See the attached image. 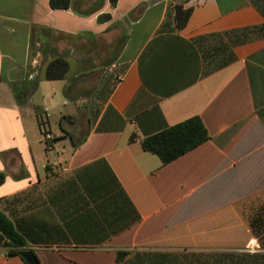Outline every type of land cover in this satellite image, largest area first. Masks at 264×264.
Returning <instances> with one entry per match:
<instances>
[{
	"label": "crops",
	"instance_id": "0c3cea01",
	"mask_svg": "<svg viewBox=\"0 0 264 264\" xmlns=\"http://www.w3.org/2000/svg\"><path fill=\"white\" fill-rule=\"evenodd\" d=\"M193 117L199 146L142 149ZM0 176L40 264H264V0H0Z\"/></svg>",
	"mask_w": 264,
	"mask_h": 264
},
{
	"label": "trees",
	"instance_id": "16d2710c",
	"mask_svg": "<svg viewBox=\"0 0 264 264\" xmlns=\"http://www.w3.org/2000/svg\"><path fill=\"white\" fill-rule=\"evenodd\" d=\"M111 6L116 4V0H109ZM53 9H68L70 0H49ZM174 14L176 27H183L190 14V9L182 5H175ZM205 57H207L205 55ZM67 71V63L62 58L57 57L46 67L45 77L48 80L61 79ZM135 139L131 134L130 141ZM208 139V133L198 117L187 119L179 124L167 126L158 132L148 134L141 140L143 150L155 154L163 164H167L193 148L199 146ZM1 180V176H0ZM0 232L5 237V246L8 247L9 254H18L24 247L25 241L19 235L13 225L0 213ZM40 264V263H39Z\"/></svg>",
	"mask_w": 264,
	"mask_h": 264
},
{
	"label": "water",
	"instance_id": "95a60500",
	"mask_svg": "<svg viewBox=\"0 0 264 264\" xmlns=\"http://www.w3.org/2000/svg\"><path fill=\"white\" fill-rule=\"evenodd\" d=\"M19 255L28 263V264H39V261L35 254L31 250H21Z\"/></svg>",
	"mask_w": 264,
	"mask_h": 264
},
{
	"label": "rangeland",
	"instance_id": "374dc122",
	"mask_svg": "<svg viewBox=\"0 0 264 264\" xmlns=\"http://www.w3.org/2000/svg\"><path fill=\"white\" fill-rule=\"evenodd\" d=\"M109 29H114L113 27L111 28V27H109ZM123 40H124V36H123V34H119V37L116 39V41H115V46H112L111 45V49H112V51H110V52H112V54H113V52H115L116 51V49L117 48H120V46H121V44H122V42H123ZM115 49H114V48ZM105 48V47H104ZM107 49V48H106ZM210 49L208 48V49H205V54H207V57H211L212 55H210L211 54V52L209 51ZM209 55V56H208ZM103 69V68H102ZM50 140V139H49Z\"/></svg>",
	"mask_w": 264,
	"mask_h": 264
},
{
	"label": "built area",
	"instance_id": "2783aa9c",
	"mask_svg": "<svg viewBox=\"0 0 264 264\" xmlns=\"http://www.w3.org/2000/svg\"><path fill=\"white\" fill-rule=\"evenodd\" d=\"M44 139H45V140H49V139H51V135L46 133V134L44 135Z\"/></svg>",
	"mask_w": 264,
	"mask_h": 264
}]
</instances>
